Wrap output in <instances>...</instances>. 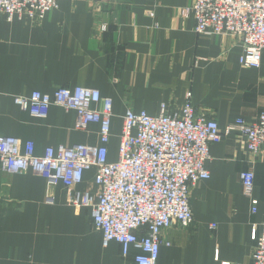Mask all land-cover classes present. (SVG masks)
I'll use <instances>...</instances> for the list:
<instances>
[{
  "label": "crops",
  "instance_id": "obj_1",
  "mask_svg": "<svg viewBox=\"0 0 264 264\" xmlns=\"http://www.w3.org/2000/svg\"><path fill=\"white\" fill-rule=\"evenodd\" d=\"M193 3L67 0L40 21L0 18V136L31 142L36 157L48 147L99 146V126L75 130V112L51 106L37 119L13 101L74 86L112 100L110 162L117 160L126 110L156 116L164 105L172 113L187 92L197 115L220 128L237 118L255 121L264 114V50L258 69L242 66L238 39L195 33ZM209 155V179L190 191L193 224L162 232L157 264H251L264 224V151L248 155L245 141L232 134ZM247 170L254 172L256 214L239 180ZM93 176L84 173L79 188L97 194ZM138 253L132 247L123 257L116 242L104 247L90 210L66 205L62 184L0 166V264H136Z\"/></svg>",
  "mask_w": 264,
  "mask_h": 264
},
{
  "label": "built area",
  "instance_id": "obj_2",
  "mask_svg": "<svg viewBox=\"0 0 264 264\" xmlns=\"http://www.w3.org/2000/svg\"><path fill=\"white\" fill-rule=\"evenodd\" d=\"M63 1L67 0H0V18L40 21ZM190 11L198 36H232L242 44L239 63L260 67L264 0H194ZM13 101L37 119H45L51 106L73 111L77 131H86L89 124L99 126V146L48 147L41 157L34 155L31 142L22 145L17 138L0 136V166L11 174L31 171L51 186L62 184L66 205L90 210L103 246L116 242L123 257L130 248H136V264H157L162 232L172 225L187 228L193 224L190 191L197 182L210 177L205 162L211 145L233 134L245 141L248 155L256 157L264 151V114L253 122L237 118L220 128L213 118L197 115L190 92L181 108L172 113L164 105L156 116L126 110L114 162L108 160L107 150L113 104L97 89L60 87L52 94L34 91ZM90 170H94L93 180L99 187L97 194L79 188L84 173ZM254 179L252 170L239 175L252 214L259 205L253 196ZM251 264H264V224Z\"/></svg>",
  "mask_w": 264,
  "mask_h": 264
}]
</instances>
